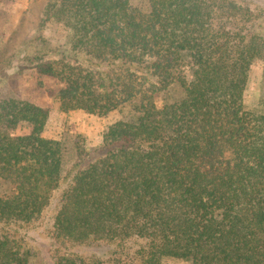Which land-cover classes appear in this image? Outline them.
I'll use <instances>...</instances> for the list:
<instances>
[{
    "label": "trees",
    "instance_id": "16d2710c",
    "mask_svg": "<svg viewBox=\"0 0 264 264\" xmlns=\"http://www.w3.org/2000/svg\"><path fill=\"white\" fill-rule=\"evenodd\" d=\"M147 4L47 1L64 42L34 38L18 73L57 78L63 112L133 117L64 169L48 111L0 100V264H264V110L244 103L264 0Z\"/></svg>",
    "mask_w": 264,
    "mask_h": 264
},
{
    "label": "rangeland",
    "instance_id": "374dc122",
    "mask_svg": "<svg viewBox=\"0 0 264 264\" xmlns=\"http://www.w3.org/2000/svg\"><path fill=\"white\" fill-rule=\"evenodd\" d=\"M47 1L0 0V100L24 101L48 111L49 120L43 136L62 144L63 168L67 169L74 161L78 148L89 150L100 145L104 133L111 125L131 119L133 114L127 107L105 116L90 115L78 110L63 112L59 93L64 85L57 78L41 74L36 65L18 73L16 68L24 64V57L29 53L28 50L24 52V47L34 38L42 35L52 44L64 42L66 32L63 27L49 23L41 28ZM131 4L142 10L148 8L147 0H131ZM262 20L264 23V17ZM185 71L190 73L188 67ZM183 95V89L173 86L157 97V106L178 101ZM244 103L249 110H264V64L261 60L255 61L250 68ZM29 129L24 126L16 134H27ZM5 188L6 185L0 182V189ZM164 264L191 263L172 259Z\"/></svg>",
    "mask_w": 264,
    "mask_h": 264
}]
</instances>
